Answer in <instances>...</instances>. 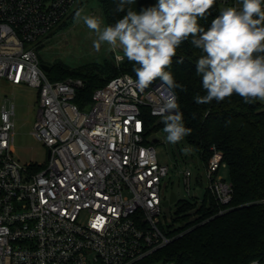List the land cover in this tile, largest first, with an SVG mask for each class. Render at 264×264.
Instances as JSON below:
<instances>
[{
  "label": "built area",
  "instance_id": "built-area-1",
  "mask_svg": "<svg viewBox=\"0 0 264 264\" xmlns=\"http://www.w3.org/2000/svg\"><path fill=\"white\" fill-rule=\"evenodd\" d=\"M217 1L219 13L240 7L239 0ZM74 4L0 0V83L37 91L32 136L48 159L26 167L15 161L14 107L1 105L0 264H175L152 259L171 241L160 221L172 193L163 195L170 167L159 163L150 132L166 115L159 113L166 90L157 79L141 91L128 82L136 77L122 74L93 92L87 110L79 109L73 100L83 81H50L38 56L39 38ZM223 168L222 154L212 148L204 194L227 206L232 187ZM179 175L188 193L192 172Z\"/></svg>",
  "mask_w": 264,
  "mask_h": 264
},
{
  "label": "trees",
  "instance_id": "trees-1",
  "mask_svg": "<svg viewBox=\"0 0 264 264\" xmlns=\"http://www.w3.org/2000/svg\"><path fill=\"white\" fill-rule=\"evenodd\" d=\"M97 1L107 25L114 24L126 14L115 11L119 0ZM156 3L157 0H135L131 8L139 13ZM210 11L206 19L199 21L205 28L220 14L217 0ZM200 55L199 49L185 41L166 70L186 89L175 90L184 124L192 129L184 141L197 153L203 167L212 155V148L222 154L229 171L227 180L232 187V200L227 206H220L206 192L201 204L179 202L172 220L179 226L166 229L171 241L152 259L175 264L264 262V104L258 100L245 103L235 94L219 103L213 100L208 104H196L194 97L206 94L195 71ZM181 58L183 63H177ZM122 74L135 77L133 64L126 59L118 66L105 61L75 69L56 62L49 67L46 76L52 82L80 78L83 86L76 92L73 102L84 110L92 104V94L97 88ZM147 120L151 125L155 122L154 118L147 117ZM160 128H164L163 123L150 132ZM221 209L223 213L219 214Z\"/></svg>",
  "mask_w": 264,
  "mask_h": 264
},
{
  "label": "clouds",
  "instance_id": "clouds-1",
  "mask_svg": "<svg viewBox=\"0 0 264 264\" xmlns=\"http://www.w3.org/2000/svg\"><path fill=\"white\" fill-rule=\"evenodd\" d=\"M135 0H119L116 12H126L112 25L78 9L74 23L83 22L95 33L93 48L99 52L107 44L117 62L133 64L135 80L129 84L143 91L159 79L166 90L160 114L164 115L166 140L177 144L192 133L184 124L175 90L185 91L170 68L177 49L185 42L200 50L196 75L206 93L194 97L196 104L222 102L234 94L245 103L264 102V0H239L240 7L229 6L205 28L199 21L211 14L216 0H157L155 6L132 10ZM183 63V58L176 61Z\"/></svg>",
  "mask_w": 264,
  "mask_h": 264
},
{
  "label": "rangeland",
  "instance_id": "rangeland-1",
  "mask_svg": "<svg viewBox=\"0 0 264 264\" xmlns=\"http://www.w3.org/2000/svg\"><path fill=\"white\" fill-rule=\"evenodd\" d=\"M78 9H83L82 15L98 17L102 21V27L107 25L101 5L97 0L75 2L68 16L46 35L39 38V41L43 42L38 49L40 62L49 67L56 62H61L71 69L84 64L103 63L105 61L118 66L119 63L115 57L122 54L119 50L113 52L107 44H102L100 51H95L93 48V41L96 39L95 33L89 30L82 21L74 23L73 18ZM260 102L264 104V102ZM1 105H5L7 109L11 105L14 107L12 120L14 124L13 157L15 161L22 167L30 164H46L48 162L47 148L32 136L38 109L37 91L23 85L13 86L7 81H2L0 83V112ZM163 129L160 128L155 131L152 139L157 140L153 146L156 149L159 163L170 167V176L164 180L163 195L166 196L170 192H174L176 195L175 202L162 208L160 221L163 228L167 229L171 226L173 228L179 226V224L172 222L179 202L200 203L204 196L207 180L204 167L197 153L186 144L184 139L177 144L167 142V134ZM184 168L192 172L191 190L188 193L184 189L182 178L179 175V172ZM221 173L228 181V169L223 168Z\"/></svg>",
  "mask_w": 264,
  "mask_h": 264
},
{
  "label": "water",
  "instance_id": "water-1",
  "mask_svg": "<svg viewBox=\"0 0 264 264\" xmlns=\"http://www.w3.org/2000/svg\"><path fill=\"white\" fill-rule=\"evenodd\" d=\"M41 68L44 70V72H48V70H49V66L48 65H46V64H44V63H42L41 65ZM157 140H153V142L155 143ZM175 194H174V192H172L171 194H170V198L167 200V201H164L163 202V205L164 206H168L170 203H173L174 201H175Z\"/></svg>",
  "mask_w": 264,
  "mask_h": 264
},
{
  "label": "snow or ice",
  "instance_id": "snow-or-ice-1",
  "mask_svg": "<svg viewBox=\"0 0 264 264\" xmlns=\"http://www.w3.org/2000/svg\"><path fill=\"white\" fill-rule=\"evenodd\" d=\"M137 127H139V125H137Z\"/></svg>",
  "mask_w": 264,
  "mask_h": 264
}]
</instances>
